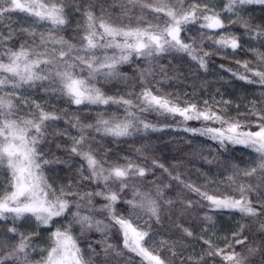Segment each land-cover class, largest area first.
<instances>
[{"label":"trees","instance_id":"obj_1","mask_svg":"<svg viewBox=\"0 0 264 264\" xmlns=\"http://www.w3.org/2000/svg\"><path fill=\"white\" fill-rule=\"evenodd\" d=\"M29 1L52 3V0ZM200 1L59 0L64 7L66 22L58 28L30 12L15 9L0 15V61L8 59L5 53L9 49L19 50L22 44L28 47L39 45L37 51L43 52L45 48L41 45V35L45 40L49 35L62 38L79 49L85 43L86 12L93 14L99 31H102L99 29L101 20L130 28H147L150 24L163 27L169 18L164 12H155L149 5H167L182 11L196 6L200 13L214 14L211 10L198 7ZM0 6L9 7L10 0L8 3L0 0ZM221 14L230 17L225 28L201 27L205 21L200 16L195 22L183 25L180 32V39L192 45L197 57L203 58L204 67L200 66L199 59L193 60L186 52L175 49L154 53L151 57L138 56L133 52L127 62L116 65L113 76L97 74L92 80L95 88L105 97L131 100L132 107L111 101L108 104L85 101L77 105L61 91L60 82L54 74L52 79L36 80L14 89L0 85V95L2 88H6L3 93L12 102V114L21 125L26 119L38 120L41 110L58 117L45 121L44 135L38 137L36 145V159L43 172L46 171L52 179L65 182L71 190V194L60 196L70 202L69 209L61 216L53 217L48 225L38 224L37 221L34 225L29 213L20 220H14L12 214L0 218V260H5L6 264H45L48 252L54 246L53 234L57 230H67L76 245L82 247L81 251L86 252V264H133V254L124 247L122 229L109 218L107 211L98 210L107 201L92 197V204H89L87 196L79 199L77 195L104 188V182H94L91 178L87 161L71 151L72 138L79 139L83 134L87 137L83 149L92 151L104 168L133 164L136 168L145 169L144 176L137 173L126 178L127 187L123 191L120 181L115 179L109 182V187L119 193L114 205L116 214L131 219L145 230L146 239L152 242V251L163 264H235L224 259V255L231 253H238L244 264H264V169L259 167L261 155L252 147L233 144L226 138L222 144L219 138L213 139L211 133L201 134V131L211 129L209 126L228 130L230 125L238 124V131H256L259 124H264L261 119L264 116V82L254 74L264 73V4H237L232 12L223 7ZM219 17L221 19L220 14ZM244 21L249 27L242 26ZM10 33L11 38H8ZM232 38L237 40L238 47L217 43L221 39ZM52 46L57 49V56L60 48L67 50V44H47L49 50ZM94 51L101 60L105 55L117 58L120 55L114 47H101ZM80 67L84 68L83 71L77 69L80 77L89 79L88 70L83 65ZM36 71L47 75L44 66ZM6 75L1 74L0 78L4 79ZM145 89L184 108L194 106V110L205 114L214 113L221 120L191 121V124H196L193 128L201 129L188 131L177 125L171 119L172 115L148 109L140 98ZM246 94L252 99L249 108L229 114L219 106L221 100ZM23 107L26 111L21 119L15 112H21ZM127 112L134 113L136 117L131 121L130 135H109L97 123L100 119L124 121L128 119ZM145 123L150 127L145 128ZM86 125L92 127H83ZM98 127L100 131H97ZM30 135H36L34 129ZM253 168L256 171L252 175L243 174ZM11 185L12 174L5 162L0 165V197L11 192ZM241 185L246 189L251 186L252 190H246L244 195L258 215H246L237 209L216 208L200 195L205 193L220 199H240ZM49 186L58 197L53 186ZM194 188L199 189V193ZM133 199L137 204L143 202L144 207L132 208L126 203ZM149 200L156 203L158 219L148 211ZM77 203L81 205V215L88 214L93 221L99 219L107 225L104 231H97L95 226L82 227L75 222L73 213L78 211ZM11 227H16L15 234L8 231ZM218 229L225 233L224 247H218L212 240L213 233ZM21 233L29 238L26 258L24 253H18L19 259H7L16 251ZM237 240L244 242L236 243ZM199 246L203 251L198 255ZM220 251L222 254H217Z\"/></svg>","mask_w":264,"mask_h":264},{"label":"snow or ice","instance_id":"obj_2","mask_svg":"<svg viewBox=\"0 0 264 264\" xmlns=\"http://www.w3.org/2000/svg\"><path fill=\"white\" fill-rule=\"evenodd\" d=\"M4 3H8V0H4ZM264 4V0H228L226 10L232 12L234 7L238 5L247 4ZM157 13L164 12L169 18L168 22L161 27L157 25H149L147 28H130L126 26H120L113 23L101 20L99 23V31L95 24V17L91 12H86L88 25L86 34L83 37L84 44L79 49H75L74 45L68 44L67 41L62 38L57 39L53 35H49L45 40L41 35V45L44 46L43 52L37 51L39 45L28 47L22 44L19 50L9 49L5 55L8 57V62L4 63L0 61V74H7L4 79H0V85H4L11 81L14 88L19 87L21 84H31L36 80L52 79L53 74L56 80H59L61 85V91H64L68 96L72 98L73 103L80 105L87 101L91 104H108L110 101L113 103H122L129 107L134 106L133 102L128 99L120 98L116 100L113 97H105L99 89L95 88L92 84V80L95 79L97 74H103L106 77L113 76L116 73V65L121 62H127L130 55L135 52L138 56L151 57L154 53L159 54L169 49H175L176 51L186 52L193 60L199 59L200 66L204 67V60L202 57H197L194 53L192 45L184 43L180 39V32L183 25L190 22H195L198 17L202 16L205 21L201 27L208 29H219L224 27L222 20L218 13L203 14L197 11L196 6H193L191 10L182 11L174 7L167 5L163 6H151ZM207 7V6H206ZM15 9L22 11H29L40 20H47L53 25L54 28H58L65 24L64 7L59 0H52V3H21L20 0H10L9 7L0 6V15L10 12ZM39 9V10H37ZM243 27H249L247 21L243 22ZM25 31H28L25 29ZM35 33H32L34 35ZM122 39H117V38ZM11 38V33L9 37ZM51 42L53 45H65L67 44V50L63 47L59 49L57 56V49L53 47L51 50L47 48V44ZM219 44H230L232 48L238 47L237 40L232 38L231 40L221 39L217 41ZM116 48L119 50L120 55L117 58L115 55L107 56L101 60L95 55V51L98 48ZM91 53V55H89ZM207 55V54H205ZM51 57V58H49ZM83 65L89 74V79L81 78L77 69L83 71ZM47 69V75L39 74L36 69ZM255 75L259 76L261 82H264V73L256 72ZM244 79V77H241ZM141 101L147 107L151 108L156 106L160 109H165L171 113H179L185 120L200 119L204 120H221L219 116L205 113H193L194 106L191 108H183L176 105H172L166 98L157 97L153 95L149 90L145 89L141 93ZM39 107V106H37ZM13 104L11 101H4L0 98V110L7 109L8 115H12ZM0 115L3 112L0 111ZM128 119L124 121H114L100 119L97 121L98 125H101L103 131L113 136H126L130 135V129L133 127L131 121L136 119L135 114L127 112ZM57 116L49 113H45L41 110L39 119H26L21 125L16 120L5 119L0 121V165L7 163L8 168L12 174V190L3 197H0V218H5L6 214H12L14 220H20L27 213H31L35 216L38 224L48 225L53 217H59L69 209L70 202L60 197H55V193L50 191V186L37 174L36 170L40 168V163L37 161L38 151L36 148L38 137L44 135V129L46 127L45 121L56 120ZM264 120V116L261 117ZM74 127L78 125H73ZM83 127H92V125H86ZM145 128L150 127L147 123L144 124ZM240 126L238 124L230 125L228 131L235 135H228L227 140L233 144H243L247 147H252L257 153L261 155V163L259 167L264 169V124H259L258 131H238ZM34 129L36 135H30V131ZM101 129L98 127L97 131ZM188 131H200L197 129H187ZM211 133L213 139L219 138L223 144L225 133L218 129H206L201 131V134ZM87 137L81 135L79 139L73 137V147L71 151L77 155L82 156L88 164L91 170V178L94 182H104V188L95 192L77 194L79 199L88 197V203L92 204V197H101L107 203L102 204L99 211H107L109 218L118 224L123 230L124 247L133 252L142 254L151 260H154L156 264H163V261L159 257L150 255L141 245V241L147 235L146 232L138 231L132 226V224L123 216L116 214L114 205L119 199V193L112 190L109 187V182L113 179L120 181L121 191L127 187L124 182L132 174L140 176L145 175V169L136 168L133 164L125 166H114L111 168H104L100 161H98L92 151H86L82 145L86 142ZM48 163V161H44ZM256 169L253 168L250 171H244L245 176H250L255 173ZM187 187L192 188L191 185ZM199 193V189H193ZM251 191V186L246 189L241 185V197L240 199L233 198H216L205 193H200L208 201L211 202L216 208L237 209L243 214L256 216L257 210L252 207L251 202L247 196L244 195L245 191ZM61 194H64L63 189ZM71 194V193H68ZM139 193H134L138 195ZM50 197H55L54 199ZM132 208L144 207V203L133 200L126 201ZM78 211L73 213L75 222L80 223L83 227L87 225L88 228L96 227L97 231H104L107 225L101 220L93 222V217L81 215L79 208L81 205H76ZM148 211L156 216L158 219V208L155 201H148ZM210 220L211 217H208ZM10 233L15 234L17 232L16 227L8 229ZM187 231V230H185ZM189 236L191 232H187ZM54 246L48 252L47 260L45 264H86L84 261L80 249L77 247L72 236L67 231L61 232L57 230L53 234ZM246 239V238H245ZM243 240H237L236 243H243ZM29 246V238L20 234V243L16 246V251L11 254L7 259H19L18 253H24L25 258L27 256L26 249ZM111 248V245H108ZM107 251V249H105ZM250 251H255L250 249ZM211 254V253H210ZM222 254V251L217 252ZM226 261H234L235 264H244L242 258H239L238 253H231L224 255ZM0 264H6L5 260H0Z\"/></svg>","mask_w":264,"mask_h":264},{"label":"rangeland","instance_id":"obj_3","mask_svg":"<svg viewBox=\"0 0 264 264\" xmlns=\"http://www.w3.org/2000/svg\"><path fill=\"white\" fill-rule=\"evenodd\" d=\"M21 3H29L30 1L29 0H20ZM228 3V0H201L200 3L198 4V7L200 8H204V9H207V10H211L213 11L214 13H218L221 15V19H222V22H223V25L224 27L222 28H225L226 25L229 23V15L228 14H221L222 11H223V7H226ZM207 6V7H206ZM39 10V9H37ZM22 11V10H21ZM26 12H29V11H26ZM31 13V12H30ZM210 34L208 33L207 36H209ZM208 38V37H207ZM53 48V46L51 47V49ZM3 61V60H1ZM4 63H7L8 62V59L7 60H4L3 61ZM79 69V68H78ZM1 76V74H0ZM1 79V78H0ZM4 86H10L11 88L14 89L11 81H9L8 83H6ZM5 89L6 88H2V94L0 95V98H2L4 101H9V98L6 97L5 93ZM251 97L249 94H246L245 96H235L234 98L232 99H227V100H221V102L219 103V106L221 108H223L227 113H231V112H234V111H237V110H243V109H246V108H249L250 105H251ZM209 103V102H208ZM212 103H215V101ZM144 104V103H143ZM172 105H176L178 107H180L181 109H183L184 107H182V105H179V104H176V103H171ZM203 105H207L206 102H203L202 103ZM148 109H151V110H157V111H164L166 114H169L170 116L172 115L173 117L171 118L173 121H176L177 122V125L179 126H183L185 129H189V128H192V129H195L193 127H196V124H191L190 122L193 121L195 123H201V120H204L203 117H201L200 119H190V120H185L183 116H181L179 113H171V112H168L166 111L165 109H160L156 106H153L151 108L147 107ZM3 112V115H0V121L2 120H5V119H9V120H16L19 122V120L14 117V115H8V110L7 109H2L0 110ZM12 111V110H11ZM26 110L24 109V107L22 108V111L20 112H15V114L19 115V117L21 119L24 118V113ZM194 113H203L202 111H198V110H194L193 113H189V114H194ZM211 129H217L215 127H212V126H209ZM199 130L201 128H198ZM222 132L225 133V138L228 136V135H235L234 133H231L229 132L227 129H218ZM258 131V130H256ZM242 132H247V131H242ZM240 145H243V144H240ZM255 150V149H254ZM255 163V162H254ZM37 174L40 175L42 177V179L47 183V185L51 184L53 186V188L55 189L58 197L62 196L61 194V190L63 189L64 191V194H68L71 192V190L68 188V186H66V183L62 182L60 179H52L49 175H47L46 171L43 172L42 169H37L36 170ZM46 176V177H45ZM47 178V179H46ZM52 183H50V181ZM51 198V197H50ZM226 209V208H225ZM31 214V213H29ZM82 215H86V216H90L88 214H82ZM129 218V217H127ZM126 219V218H125ZM96 220H99V219H96ZM95 220V221H96ZM128 220V219H127ZM32 223H34V225L36 224V218L35 216L32 215V219H31ZM93 221V222H95ZM132 226L134 228H136L138 231H141V232H145L144 229H142L141 227H138L136 226L132 220H128ZM234 224L236 223V221L233 222ZM64 227L66 228V223H64ZM67 231V230H65ZM122 233H123V230H122ZM69 234V233H68ZM124 237V236H123ZM146 236L144 237V240L141 241V245L142 247L152 256H156V254L152 251L151 249V240L150 239H146ZM212 240H214L216 242V245L218 247H224L226 245V237H225V233L223 232L222 233V230L221 229H218V231L214 232L213 235H212ZM79 249H80V253L84 259V261H86L87 257H86V252H82L81 251V248L80 246H77ZM131 251V250H130ZM203 251V248L201 246H199L197 248V254L199 255L200 252ZM131 253L133 254V264H156V262L154 260H151L149 259L148 257H145L144 255L142 254H138L137 252H133L131 251ZM157 257V256H156Z\"/></svg>","mask_w":264,"mask_h":264}]
</instances>
